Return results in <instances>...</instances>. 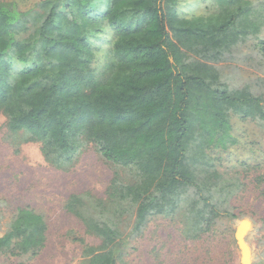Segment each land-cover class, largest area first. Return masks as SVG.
Here are the masks:
<instances>
[{"label": "trees", "instance_id": "obj_1", "mask_svg": "<svg viewBox=\"0 0 264 264\" xmlns=\"http://www.w3.org/2000/svg\"><path fill=\"white\" fill-rule=\"evenodd\" d=\"M184 1L40 0L22 9L0 0L6 139L38 143L64 170L93 146L114 168L105 196L81 191L65 202L98 239L73 236L82 264H133L128 246L155 217L180 221L197 241L242 215L232 201L245 180L220 169L216 154L239 143L233 116L264 125V79L237 80L222 64L264 71V0H204L191 16L180 13ZM47 234L45 217L19 206L0 253L36 255Z\"/></svg>", "mask_w": 264, "mask_h": 264}, {"label": "rangeland", "instance_id": "obj_2", "mask_svg": "<svg viewBox=\"0 0 264 264\" xmlns=\"http://www.w3.org/2000/svg\"><path fill=\"white\" fill-rule=\"evenodd\" d=\"M15 1L20 8L28 9L40 0ZM206 3L204 0L184 1L180 13L184 16L202 13ZM106 48L103 44L99 54ZM222 68L226 75L237 80L264 79V71L257 62L229 61L222 64ZM232 126L239 143L228 152L217 153L216 157L222 159L218 161L220 169L230 174L239 172L245 180L244 189L232 201L233 211L242 215L231 221L224 217L217 222L214 231L197 241L185 239L180 221L155 217L142 236L128 246L127 258L133 264H241L235 231L243 218L252 221L246 236L252 262L264 264V180L257 182L256 179L264 176V125L235 115ZM7 134L6 119L0 116V236L8 229L17 207L28 205L45 217L48 240L36 255L0 253V264H82L81 244L73 236L85 237L94 244L98 239L85 232L82 222L66 210L65 202L72 193L81 191L105 196L114 174L113 166L89 146L72 168L59 169L45 160L38 143L16 145L6 139ZM240 161H247L250 166L242 170Z\"/></svg>", "mask_w": 264, "mask_h": 264}, {"label": "water", "instance_id": "obj_3", "mask_svg": "<svg viewBox=\"0 0 264 264\" xmlns=\"http://www.w3.org/2000/svg\"><path fill=\"white\" fill-rule=\"evenodd\" d=\"M251 227L252 221L248 218L241 219L236 227L235 238L241 251V264H253L252 250L246 240V236Z\"/></svg>", "mask_w": 264, "mask_h": 264}, {"label": "flooded vegetation", "instance_id": "obj_4", "mask_svg": "<svg viewBox=\"0 0 264 264\" xmlns=\"http://www.w3.org/2000/svg\"><path fill=\"white\" fill-rule=\"evenodd\" d=\"M237 241V240H236Z\"/></svg>", "mask_w": 264, "mask_h": 264}]
</instances>
